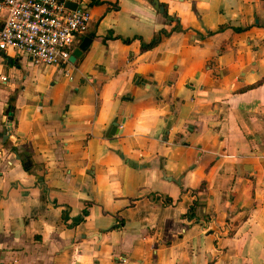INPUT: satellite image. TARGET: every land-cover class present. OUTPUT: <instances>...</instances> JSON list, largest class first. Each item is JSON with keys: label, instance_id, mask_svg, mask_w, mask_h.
Here are the masks:
<instances>
[{"label": "crops", "instance_id": "0c3cea01", "mask_svg": "<svg viewBox=\"0 0 264 264\" xmlns=\"http://www.w3.org/2000/svg\"><path fill=\"white\" fill-rule=\"evenodd\" d=\"M74 1L0 53V264H264V0Z\"/></svg>", "mask_w": 264, "mask_h": 264}, {"label": "built area", "instance_id": "2783aa9c", "mask_svg": "<svg viewBox=\"0 0 264 264\" xmlns=\"http://www.w3.org/2000/svg\"><path fill=\"white\" fill-rule=\"evenodd\" d=\"M69 0H1L0 53L17 52L35 66H65L85 34L91 13Z\"/></svg>", "mask_w": 264, "mask_h": 264}, {"label": "water", "instance_id": "95a60500", "mask_svg": "<svg viewBox=\"0 0 264 264\" xmlns=\"http://www.w3.org/2000/svg\"><path fill=\"white\" fill-rule=\"evenodd\" d=\"M65 6L70 9V10H75L77 8V4L76 3H73V2H69L67 1L65 3ZM158 10L161 12V8H158ZM89 44H90V39H84L78 46L77 48L73 51L71 57L69 58V62L70 63H74L77 59H80L84 52L88 49L89 47ZM6 135V134H4ZM7 137L5 136V139Z\"/></svg>", "mask_w": 264, "mask_h": 264}, {"label": "trees", "instance_id": "16d2710c", "mask_svg": "<svg viewBox=\"0 0 264 264\" xmlns=\"http://www.w3.org/2000/svg\"><path fill=\"white\" fill-rule=\"evenodd\" d=\"M158 42V39L155 38V40L147 47H153Z\"/></svg>", "mask_w": 264, "mask_h": 264}]
</instances>
